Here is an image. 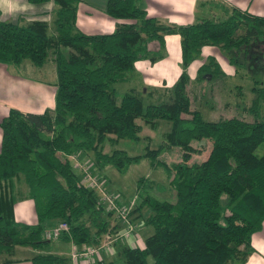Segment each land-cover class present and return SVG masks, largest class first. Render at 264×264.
I'll return each instance as SVG.
<instances>
[{
    "label": "trees",
    "instance_id": "trees-1",
    "mask_svg": "<svg viewBox=\"0 0 264 264\" xmlns=\"http://www.w3.org/2000/svg\"><path fill=\"white\" fill-rule=\"evenodd\" d=\"M51 1L54 33H49L44 19L0 17V62L18 65L28 59L42 66L51 59L56 73L52 109L24 112L11 107L0 120V251L30 246L39 250L29 257L33 264H71L65 256L43 251L50 241L43 236L49 220L66 221L69 230L60 238L76 244L96 242L107 231L111 211L82 178L78 163L69 158L84 152L92 155L93 161L87 164L99 179L105 177L101 170L108 165L124 172L131 163L147 158L150 168L162 167L174 192L173 200L156 198L147 190L137 192L134 210L149 209L144 223L152 231L142 246L123 247L125 264L244 261L253 251L250 236L264 221V151L254 153L264 141V116L259 113V93L264 90L252 87L250 118L204 119L191 106L195 92L186 68L206 44L219 47L235 68H243L239 55L247 53L256 36H264V16L230 6L219 18L166 25L147 15L137 0H108L105 12L119 21L111 31L88 33L77 25L80 0ZM171 33L179 35L181 70L164 88L166 97L143 104L140 96L125 91L117 100L112 85L128 79L136 60L160 54L164 36ZM151 40L158 42L155 52L147 47ZM214 70H220L219 66L208 56L197 66L193 81L200 83L205 73ZM135 118L149 125L169 121L164 143L180 148V160L165 162L158 157V148L149 146L134 155L117 147L105 151L109 135L138 138L141 126ZM205 136L211 138L206 156L187 162L195 152L193 140ZM20 178L34 202L35 223L14 217ZM144 179H137V189ZM128 220L133 224L129 211ZM118 223L115 232H123V224ZM9 261L7 257L0 263Z\"/></svg>",
    "mask_w": 264,
    "mask_h": 264
},
{
    "label": "crops",
    "instance_id": "crops-1",
    "mask_svg": "<svg viewBox=\"0 0 264 264\" xmlns=\"http://www.w3.org/2000/svg\"><path fill=\"white\" fill-rule=\"evenodd\" d=\"M108 0H80L77 8V25L80 29L88 33L107 32L111 31L119 19L112 18L106 11ZM140 7L145 10L147 15L155 17L160 23L166 25L182 24L195 21L201 17H215L219 18L226 14V8L235 6L240 10H245L249 13L264 16V0H137ZM52 1L42 3H31L28 0H0V17L2 19H10L17 21L18 17H27L25 12L34 19H44L50 16L52 10ZM14 17H16L14 19ZM257 45L256 52L249 47L245 49L247 53L242 56L239 55L238 60L242 61L240 64L243 68H235L225 54L219 47L215 45H202L198 54L189 62L186 72L190 81H193L196 68L199 64L204 62L208 56H212L217 65L218 71L204 74V79L200 82H190L195 91L197 98H204L206 93L208 96H219L224 92L226 100L223 105L232 109L239 108L240 113L245 117L250 118L248 114V106L255 94L251 90L253 86L262 87L264 90V47L257 39L254 40ZM261 45V46H260ZM151 52L158 49V42L151 40L147 44ZM167 52L172 51L167 57V52L158 54L153 58H143L136 60L133 69L129 73L128 79L132 77L134 72H139L142 75L141 84H139L141 94L157 97L154 89L169 87L178 77L181 70L180 67V45L179 35L176 33L166 34L164 36L163 46ZM249 61L246 60L248 54ZM167 57V59H166ZM242 59H241V58ZM171 60V62H170ZM49 65L46 67L47 61L38 66V73L42 72L39 77L30 76V74L15 70L12 66H22V69L33 67L34 65L23 60L18 65H7L0 62V120L7 114L11 107L18 108L24 112H42L45 109H52L54 107V93H55V65L49 59ZM29 63V65H26ZM33 66H32V65ZM247 64V66H246ZM175 65V68H174ZM44 66V67H43ZM254 70H251L252 67ZM239 67V66H237ZM43 68V69H42ZM149 68V69H148ZM144 70L145 72H143ZM247 70H251L247 72ZM261 70L258 75L253 76L254 72ZM142 71V72H141ZM46 73L47 77L45 76ZM55 74V75H54ZM241 80H248L250 84L246 88H242ZM209 86V87H208ZM142 88V89H141ZM248 93V95H247ZM148 96V97H149ZM260 104L259 112L264 116V92L259 93ZM246 102H248L246 104ZM231 116V115H230ZM1 140V130H0ZM84 153V152H83ZM103 171V169L101 170ZM24 193V194H23ZM137 197V196H136ZM134 198H131L128 204H124L129 210L137 205V199L134 203ZM134 203V204H132ZM131 204V205H130ZM14 217L16 220L27 223H35L37 217L34 211V202L27 196L26 191L21 192L13 204ZM145 211V213H141ZM149 213V209L141 207L135 209L130 214V218L134 224V229L129 234L115 242L111 247L105 250H99L95 255L89 259H74L70 258V251L73 248L81 247L82 244H76L72 240H63L60 237L52 246L47 245L43 251L52 252L58 255L65 256L71 264H98L99 261L110 262L111 264H125L123 262L121 250L125 246H142L143 239L146 235V226L144 217ZM112 225L117 224L120 227L119 221L111 215ZM58 220H49L57 223ZM47 222V223H48ZM47 225V224H46ZM116 228V227H115ZM250 245L253 251L242 261H235L233 264H264V221L259 230L253 232L250 236ZM16 245L14 248H21ZM23 248H26L24 246ZM26 254L13 257L12 261L3 262L0 264H33L29 257L38 252V249L28 247Z\"/></svg>",
    "mask_w": 264,
    "mask_h": 264
},
{
    "label": "rangeland",
    "instance_id": "rangeland-1",
    "mask_svg": "<svg viewBox=\"0 0 264 264\" xmlns=\"http://www.w3.org/2000/svg\"><path fill=\"white\" fill-rule=\"evenodd\" d=\"M22 13L26 14L27 17L20 16L18 18H23L24 20L34 19V17L29 16V14L25 12H22ZM15 18L16 17H14V19ZM47 21L49 22V33H54L55 25L52 22L51 13H50V16L47 18ZM255 39H257L258 42H261L262 46L264 47V36L262 35L256 36ZM69 45L68 47H71ZM257 48L258 47L256 43L252 41L251 47H249V51L252 49L254 52H256ZM64 50L66 53L68 52L67 46L64 47ZM69 50H71V48ZM165 51L167 52V50L164 47H162V49L160 50V53L163 54ZM168 53H169V56L171 54V58H172L173 57L172 51L167 52V57H168ZM261 54L264 56V52ZM250 56H252V52L250 55L248 54V56L246 57L247 58L246 60L249 61ZM26 60L30 61L28 59ZM49 63L50 61L47 60V64L45 66L47 67ZM26 65H29V63H26ZM37 67L38 66L34 65L33 67L26 69L25 71L24 69H22V66H18L17 68L16 66H12V68H14L15 70L17 69L20 72L30 74V76L39 75L40 77L42 75V72L38 73L37 71L39 70ZM251 67H252L251 70H254V67L253 66ZM174 68H175V65H174ZM260 68L264 69V66L263 67L260 66ZM251 70H247V72L251 73ZM142 71L145 72L144 70ZM260 72L261 70L254 72L253 76L258 75ZM134 73L135 74H132V77L130 79L117 82L112 85L114 87L115 97L117 100L120 98L122 93H124L125 91H133L135 94L140 96L143 104H145L146 102H150V101L157 102L161 98L166 97L165 93L163 92L164 88L166 87L154 89L156 96L158 95L157 97L146 95V93L141 94L139 84H141L140 81L143 80L142 75L139 74V72H134ZM32 74H35V75H32ZM44 74L45 76L47 75L46 73ZM190 82L192 83L193 81H190ZM190 82H189V86L191 85ZM241 84H242V88H246L250 84V82L248 80L246 81L241 80ZM253 93L255 94V92ZM225 95L226 94H224V92H222L220 97L210 96V95L208 96V93H206L204 98H197L195 94L194 95L195 97H193L192 99L191 106L196 107L200 111L202 117L208 120H214V119H217L218 117H228L230 115L245 117V115H242L243 114L242 112L240 113L239 108L232 109L228 106L226 107L225 105H223L224 100H226ZM247 103L248 102H246V104ZM135 121L141 126V129L137 134L138 135L137 139H132L128 137L115 138V136L109 135L107 139L105 140L104 150L107 151L111 149V147H117V148L124 149L130 155H134V154L142 153L144 151L145 146H149L150 148H158V157L165 162L173 163V162L180 160V154H181L180 148L176 145L167 146L164 143V133L169 128V121L160 119V120H157L156 123L151 124V125L143 123V121L140 118H135ZM210 143H211V138L208 136L194 139L192 144L195 147V152H193L189 156V159L187 160V162H195V161H198L204 158L209 150ZM263 151H264V141H262L255 147L254 153L258 155V154H261ZM75 157L78 162H83L85 164L91 163V161H93L92 155L87 154V153H81V154L77 153ZM71 161L74 162L73 159H71ZM75 170L80 174L79 169H75ZM101 172L102 174L105 175V177H102L103 179L105 178L104 180H102L103 183L101 182L102 186L105 188V190L109 191L113 197H115V199L120 205H123L124 207H126L125 205L129 203L131 198H134L133 199L134 203L139 200L138 195H137V192L139 190L141 192H143L142 190H147L152 196L159 198V199H168V200L174 199V192L167 183V178L165 176V173L162 167L157 166L155 168H150L148 165L147 158L141 157L137 162L131 163L124 172H117L111 165L104 167L103 171ZM139 177H144L145 179L141 183V187L137 189L136 184H137V179ZM26 190H27V186L25 182L23 181V179L20 178L17 181L16 191L19 194ZM96 194L98 193L96 192ZM133 210L134 208L129 210V216L131 212H133ZM143 212L145 213V211H142L141 213ZM111 215L107 217L108 223H109L107 232H110L109 231L110 228L113 227L111 230V234L113 235L115 233H118L115 231H117L119 227L115 228L114 226L115 224L113 225L111 224L112 223ZM52 224L53 222H48L46 227L52 226ZM151 231H152V227L150 225H147L144 231L146 233L144 234H149ZM55 243H59V241L56 239L50 240L48 242V245L52 246ZM18 247H21V248H13V249L11 248V250L9 249V251H6V250L0 251V261H2L3 259L7 257L13 258V257H17L20 255H24L28 251L26 249H29L28 247L30 246H26V248H23L24 246L19 245Z\"/></svg>",
    "mask_w": 264,
    "mask_h": 264
},
{
    "label": "built area",
    "instance_id": "built-area-1",
    "mask_svg": "<svg viewBox=\"0 0 264 264\" xmlns=\"http://www.w3.org/2000/svg\"><path fill=\"white\" fill-rule=\"evenodd\" d=\"M76 155H69L70 159H73L75 164H77L82 170V178L87 182V184L93 188L99 195L100 200L105 205L108 211H111V214L114 215L124 227L123 232H118L115 234H111V232L102 233L101 237L98 238L96 242L84 243L81 247L73 248L70 251V258L72 260L79 259H89L95 255L99 250H105L111 247V244L122 234L129 233L133 229V224L128 220V211L129 209L120 205L115 197H113L109 191L105 190L102 186V180L97 178L91 171L90 165L82 162H78ZM102 182V183H101ZM69 230V225L64 220H59L52 226L45 227L43 229V236L45 239L53 240L58 239L63 232H67Z\"/></svg>",
    "mask_w": 264,
    "mask_h": 264
}]
</instances>
